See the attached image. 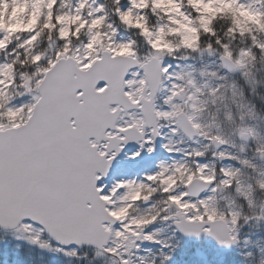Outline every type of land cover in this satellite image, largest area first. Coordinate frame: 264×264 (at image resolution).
Segmentation results:
<instances>
[{
	"label": "snow or ice",
	"instance_id": "snow-or-ice-1",
	"mask_svg": "<svg viewBox=\"0 0 264 264\" xmlns=\"http://www.w3.org/2000/svg\"><path fill=\"white\" fill-rule=\"evenodd\" d=\"M0 264H264V0H0Z\"/></svg>",
	"mask_w": 264,
	"mask_h": 264
},
{
	"label": "rangeland",
	"instance_id": "rangeland-1",
	"mask_svg": "<svg viewBox=\"0 0 264 264\" xmlns=\"http://www.w3.org/2000/svg\"><path fill=\"white\" fill-rule=\"evenodd\" d=\"M9 7L11 8V11L9 12V16L12 18L17 17L18 15L22 16L23 12L25 11L23 7H12L11 5H9ZM5 11H8V9H5ZM29 23H31V20L29 21ZM8 26L12 30L20 26V21L13 23L12 20H9Z\"/></svg>",
	"mask_w": 264,
	"mask_h": 264
}]
</instances>
